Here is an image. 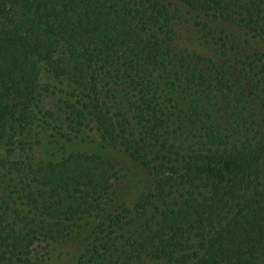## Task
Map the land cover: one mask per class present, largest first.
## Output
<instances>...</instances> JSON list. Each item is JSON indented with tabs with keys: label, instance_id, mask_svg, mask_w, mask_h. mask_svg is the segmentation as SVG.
I'll return each instance as SVG.
<instances>
[{
	"label": "trees",
	"instance_id": "trees-1",
	"mask_svg": "<svg viewBox=\"0 0 264 264\" xmlns=\"http://www.w3.org/2000/svg\"><path fill=\"white\" fill-rule=\"evenodd\" d=\"M248 39L264 0H0V264H264ZM39 109L71 137L91 124L148 185L132 200L112 160H39Z\"/></svg>",
	"mask_w": 264,
	"mask_h": 264
},
{
	"label": "rangeland",
	"instance_id": "rangeland-1",
	"mask_svg": "<svg viewBox=\"0 0 264 264\" xmlns=\"http://www.w3.org/2000/svg\"><path fill=\"white\" fill-rule=\"evenodd\" d=\"M243 45L245 49L242 53H245V55L264 49V41L254 39H248ZM45 80H47L48 85H54L52 79L45 78ZM57 82L60 84L59 81ZM251 109H253L251 113L254 114L256 119H260L262 115L264 116V108L260 110L256 105H251ZM37 111L38 114H35L32 124L37 127L34 139L38 143L39 160L45 163L57 162L76 153H89L103 159L112 160L119 173L126 177L125 184L130 191L129 199L132 200L142 191L144 186L148 185L146 170L128 159L121 151L103 143L91 124H86L82 132L71 137L65 131L55 127L49 117L41 118L42 112L40 109Z\"/></svg>",
	"mask_w": 264,
	"mask_h": 264
}]
</instances>
